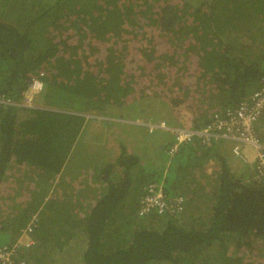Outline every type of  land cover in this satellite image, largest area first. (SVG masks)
I'll use <instances>...</instances> for the list:
<instances>
[{"label": "trees", "instance_id": "1", "mask_svg": "<svg viewBox=\"0 0 264 264\" xmlns=\"http://www.w3.org/2000/svg\"><path fill=\"white\" fill-rule=\"evenodd\" d=\"M34 78L41 107L0 108V247L34 243L14 262L264 264V180L233 165L225 140L170 159L167 134L143 159L139 147L161 136L134 124L161 121L145 113L157 105L205 127L262 88L264 0H0V97L19 104ZM77 175L103 188L46 200L68 178L70 195ZM162 181L183 212L140 217L146 188ZM10 195L30 199L1 201Z\"/></svg>", "mask_w": 264, "mask_h": 264}, {"label": "built area", "instance_id": "2", "mask_svg": "<svg viewBox=\"0 0 264 264\" xmlns=\"http://www.w3.org/2000/svg\"><path fill=\"white\" fill-rule=\"evenodd\" d=\"M44 88L41 78H34L30 84L25 98L19 104L12 100L0 97L1 107L39 108V96ZM264 117V86L246 98L236 109L213 115L210 123L205 127L196 128L191 122L189 115L183 117L184 124L170 126L165 120L152 122L137 120L135 125L143 126L149 134H157L163 131L172 137L167 155L174 159L185 144L198 140L202 145L210 146L212 142L220 140L234 143L233 153L235 156L247 161L242 149L251 146L255 154L254 180H264V144L260 141L256 127ZM185 198L177 195L168 197L165 193L164 182L150 184L141 199L139 216L144 217L155 212L160 217L171 215L178 216L183 212ZM36 218V216H34ZM34 219V218H33ZM35 220V219H34ZM34 243L29 241L25 247H31ZM20 244L17 243L11 249L0 247V264H19L12 257L17 254ZM15 259V258H14ZM16 261V260H15Z\"/></svg>", "mask_w": 264, "mask_h": 264}, {"label": "rangeland", "instance_id": "3", "mask_svg": "<svg viewBox=\"0 0 264 264\" xmlns=\"http://www.w3.org/2000/svg\"><path fill=\"white\" fill-rule=\"evenodd\" d=\"M155 112L157 114L161 113L162 117H163L162 120L167 121L170 126H173L174 124H176V122H177V124H180V125L184 124L183 123L184 122L183 117L186 116V113L181 108H176V109L175 108H169V107H164L163 108L161 106L152 105V106L148 107V110L145 113L148 114L147 116H151ZM164 112H165V114H164ZM158 134H160V136H161L160 143H159V139L158 138L155 139L154 140L155 145L154 144H153V146L151 145L148 148L149 151H142V148L139 147V151H141V152H139V155L141 156V158L147 159L148 157H154L155 156V152H157V148H159L158 146H156L157 144H161L162 146H165V145L168 146L169 143H167V141H168L169 138H168L167 134L166 133L164 134L163 131H161ZM158 134H156V135H158ZM151 142H152V138H151ZM226 144L231 145V143H228V141L226 142ZM110 146H111V148H110ZM110 146H109V148L112 150L113 147H114V143H111ZM128 146H129V143H128ZM131 146H132V149H133V143L131 144ZM131 146H130V149H131ZM250 149L253 150V148L251 146H245L242 149L243 155L247 157L248 152H249ZM233 155H234V153H233ZM235 157L238 158L241 162L243 161L241 158H239L237 156H235ZM215 167H216V165L212 166L210 168L212 172H215ZM211 180H212V175L211 176H207L206 178H204V182L207 185H211ZM38 182H39V180L38 181H34L33 183L36 185V184H38ZM63 182L64 181H62L61 183H57L56 186H54V187H57V191L56 192L53 191V190L50 192V196L52 197L51 205L61 204L62 200H61L60 194L63 193V189H64V183ZM9 197H12V195H10ZM16 197L18 198L19 196H16ZM67 198H70L72 200L75 199V198H80V192L74 190L73 193H71L70 195L67 194ZM199 201L202 202L203 200L200 199ZM11 206H12V204H11ZM25 243H26V240H22V242L20 244L25 245ZM151 264H169V263H167V262H154V263H151Z\"/></svg>", "mask_w": 264, "mask_h": 264}, {"label": "crops", "instance_id": "4", "mask_svg": "<svg viewBox=\"0 0 264 264\" xmlns=\"http://www.w3.org/2000/svg\"><path fill=\"white\" fill-rule=\"evenodd\" d=\"M258 126H261L260 127V129H261V131H260V135H262L263 136V138H264V129H263V127H264V123L262 124L261 122H260V124L258 125ZM232 143V142H231ZM227 147H226V149L225 150H227V156L230 158V160H231V162L233 163V165L234 166H238V167H241L242 166V162L238 159V158H236L234 155H233V144H231V145H226ZM247 151V150H246ZM255 162H256V160H255V154H254V150H249V152H248V155H247V161H243V163H245V164H247L248 165V167H250L253 171H254V167H255ZM216 165V167H215V169H217V162H215V161H213V162H211L207 167H205L206 169H205V172H207V176H213V172L211 171V167L212 166H215ZM204 171V170H203ZM204 178H206V177H204ZM69 181L70 180V178H68V179H64L63 181V183H64V189H63V193L62 194H60V196H61V200L63 201L64 199H66V195H67V188H66V186H69V185H71V183L70 182H67V184H66V181ZM66 184V185H65ZM88 184V185H87ZM34 185L35 184H33V182H29V183H26V187H25V189H24V191L25 192H27L29 195H31L32 194V189L34 188ZM11 186H13L12 185V183H11ZM52 187V186H51ZM86 188H89V190H90V192H92V194H94L96 191H97V189H101V188H103L102 187V185H99L97 182H90V180H87V181H85V182H83V178L80 176V177H78V175L76 176V177H74V179H73V182H72V193H73V191L74 190H76V191H79L80 193H82V191H84V192H88L87 190H86ZM49 189H51V188H49ZM34 190V189H33ZM51 192V191H50ZM50 192L48 193V194H46L47 195V197H46V200L48 199V197L50 198ZM65 195V196H64ZM81 195V194H80ZM5 196V195H4ZM19 198V197H18ZM17 197H7V198H1V201H3V200H9V201H11V202H14L15 200H17L18 199ZM20 200H22V201H29V199H30V197H28L27 195H21V198H19ZM79 200V198H75V199H73V201L74 202H76V201H78ZM87 201H89V202H95V200L92 198V197H89L88 199H87ZM27 203V202H26ZM84 207V206H83ZM185 214H188V213H185ZM189 220V215L187 216V221ZM20 243L22 242V240L21 239H19L18 240ZM27 242H29V241H26V243Z\"/></svg>", "mask_w": 264, "mask_h": 264}, {"label": "bare ground", "instance_id": "5", "mask_svg": "<svg viewBox=\"0 0 264 264\" xmlns=\"http://www.w3.org/2000/svg\"><path fill=\"white\" fill-rule=\"evenodd\" d=\"M217 189V188H216Z\"/></svg>", "mask_w": 264, "mask_h": 264}]
</instances>
